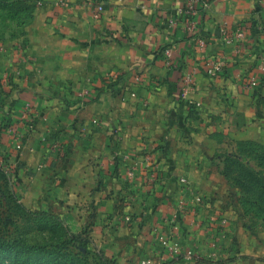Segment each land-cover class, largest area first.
Masks as SVG:
<instances>
[{"label":"crops","instance_id":"1","mask_svg":"<svg viewBox=\"0 0 264 264\" xmlns=\"http://www.w3.org/2000/svg\"><path fill=\"white\" fill-rule=\"evenodd\" d=\"M59 1L36 7L24 36L0 38V128L10 138L1 142L0 164L14 168L18 162L17 188L25 206L72 213L80 206L86 222V204H93L98 214L92 235L104 247L123 236L129 222H164L165 208L181 200L179 192L170 195V187L179 186L178 173L195 181L177 159L198 156L169 150L157 167L160 180L151 183L156 188L145 194L142 179L154 174L138 166L141 157L135 154L149 141L154 107L161 110L160 138L167 142L183 134L177 125L196 120L189 117L196 109L210 117L207 125L215 127L217 119L227 132L241 117L235 137L264 145V0H195L192 15L190 0ZM190 20L195 28L188 29ZM213 61L225 65L218 76L207 72ZM136 71L142 80L128 81L122 93L103 83L106 74L134 79ZM241 76L263 80L259 102L241 88ZM187 78L193 83L184 99L180 91ZM92 95L97 98L84 102ZM30 105L36 108L31 116ZM28 119L34 128L24 139ZM57 141L68 144L64 162L56 161L63 152ZM111 166L120 169L113 177ZM211 166L205 155L196 167L202 180L193 187L203 194L219 188ZM217 176L223 177L219 171ZM122 208L132 213L121 215Z\"/></svg>","mask_w":264,"mask_h":264},{"label":"rangeland","instance_id":"2","mask_svg":"<svg viewBox=\"0 0 264 264\" xmlns=\"http://www.w3.org/2000/svg\"><path fill=\"white\" fill-rule=\"evenodd\" d=\"M47 1L42 0L40 4L37 0H0V38L11 35L24 36L25 26L32 18V8L39 7ZM190 27L189 25L188 29ZM165 53L169 55V51L166 50ZM218 64L221 65L220 71L215 70ZM207 68L209 74L218 76L225 65L221 61H213L207 64ZM118 75L106 74L103 76V83L110 90L109 85L112 83L115 89L122 93L126 90L128 81L139 82L142 79L137 76H143V73L138 71L131 73L134 79L126 78V75ZM252 77L255 76H241V88L244 86L245 89L253 92L256 96L255 101L259 102V82L263 80L256 79L257 86L251 85ZM189 79L192 86V79ZM95 96H90L84 102ZM59 100L62 102L63 97H59ZM257 107L259 109V106ZM35 109L34 105H30L26 113L30 114ZM151 113L150 118L153 121L151 128H153L151 133L145 136L149 141L144 146L140 145L136 148L139 151L135 154V157H141L140 162H137V158L135 163L137 162L139 167L151 168L154 174L150 178L142 179L141 186L145 194L156 188L151 183L160 180L156 176V171L160 170L157 167H160L159 162L166 159L167 152L171 149L181 153L187 151L190 156H198L197 159H177L180 167L187 166L193 171L195 181L202 180L196 167L202 162L203 156H208L212 165L209 167L210 171L215 170L212 174V182L214 188L219 187L218 191L212 192V188L209 187L210 191L207 192L210 194H203L194 189L195 181L187 173H178L179 186H171L170 195L179 192L181 200L178 206L170 205L169 208H165L168 212L161 216L164 222H159L158 226L151 225L145 220L138 224L129 222L121 229L120 235L123 236H119L120 238H117L113 244H111L112 239L107 240L109 243L105 248L101 243H96L92 235L95 217L98 214L93 204H86L89 215V220L86 222H82L84 216L81 214L80 206L74 209V213L63 207L55 211L34 210L32 206L35 205L32 202H29L30 207L24 205L22 199L25 196L21 194V188H17L20 174L16 167L18 162L13 164L14 168L0 164V171L4 174L0 173V240L19 239L25 247L33 248L21 249V254L17 258L4 255V251H1L0 264H142V261L149 258L155 264H262L259 259H264V214L254 205L256 194L255 192L246 194L241 188L237 174L241 168H238L240 169L238 172L231 173V179L226 178L222 173L233 165L232 163L236 166L244 165L253 174L259 172L261 169L259 156L245 154L239 144L252 143L254 154L259 153V147L264 148V145L260 146L259 143L243 141L235 137L234 133L241 128V117L236 116L233 119V131L227 132L221 130L220 127L223 125L217 123V119L213 120L216 122L215 127L207 125L206 121H209L210 117L196 109L189 115L196 120L182 125L183 127L177 125L175 128L178 129L177 131L182 130L183 134L175 136L176 142H167L160 138L162 137V131L159 132L162 130L159 128L161 110L154 107ZM163 115L165 116V113ZM214 117L217 116L214 114ZM27 122L28 130L24 134V139L34 128V120L28 119ZM3 128L5 127L0 128V149L1 142L5 143L10 139L7 133H2ZM57 142L56 145H61L59 151L63 149V152H58L56 161L64 162L68 155L66 148L68 144L64 145L65 141ZM111 170L112 177L120 172L118 166H111ZM242 170L245 168L243 167ZM218 171L223 177L217 176ZM181 178L187 179L186 185L181 183ZM24 191L26 190L22 188V192ZM120 191L123 192L122 189ZM197 197L201 198L200 202L196 200ZM172 202L174 203L173 200ZM121 211L123 214H120L124 216L132 213L129 212L130 209L127 212L125 208ZM133 214L139 216L136 212ZM106 215L105 222L108 223L111 221L110 215ZM134 227L138 229L136 232ZM124 228L131 233L130 237L125 234ZM161 235L167 242L179 247L178 254L169 252L166 246L164 247ZM57 244L60 245L59 248L54 247Z\"/></svg>","mask_w":264,"mask_h":264},{"label":"trees","instance_id":"3","mask_svg":"<svg viewBox=\"0 0 264 264\" xmlns=\"http://www.w3.org/2000/svg\"><path fill=\"white\" fill-rule=\"evenodd\" d=\"M37 1H42V0H37ZM35 5H36V2H35ZM34 9L35 7L32 8V10ZM109 76H114V74L109 73ZM118 76H120V74ZM110 84L111 85L109 86L111 89L115 88L112 83ZM180 94H181V91H180ZM95 98H97V96H95L94 99ZM239 146H242L241 151L244 152L245 154H249V156L253 155L255 157L259 156V168L261 169L256 174H253L244 165L240 166L239 164V166H236V164L234 165V163H232L233 165L229 166V168L225 170L222 174L226 178L231 179V173L234 171L238 172V170H240L238 168H241V171L237 173L239 175V183L241 185V188L244 190L246 194H249V195L252 192H255L256 199L254 201V205L257 207L259 212H262L264 214V148L259 147V153L256 152L254 154L253 152L255 150L253 147L254 145L252 143H240ZM229 160L230 162H232L231 158ZM243 167L245 168V170H242ZM0 173L3 174V172L1 171ZM59 246H60L59 244L54 245L55 248H59ZM21 249L27 250V249H33V248L31 246L28 248L25 247L24 244L19 239L0 240V252L4 251L3 253L4 255H10V257L13 256V258H17L21 254ZM259 262L264 264V259H259Z\"/></svg>","mask_w":264,"mask_h":264},{"label":"built area","instance_id":"4","mask_svg":"<svg viewBox=\"0 0 264 264\" xmlns=\"http://www.w3.org/2000/svg\"><path fill=\"white\" fill-rule=\"evenodd\" d=\"M62 1L63 0H60L59 2L61 3ZM39 3L41 4V1H39ZM195 3H196L195 0H193V1L190 0V2L188 3L189 4V7H188V14L189 15L193 14V12L195 10ZM96 18H98V15H96ZM188 23L191 26L190 28H195L196 27V23L195 22L190 20ZM215 70L216 71H220L221 70V65L220 64L216 65ZM183 82H184V79H183ZM254 82H255V78H252L251 79V83H254ZM182 88H183V89H181L182 90L181 91L182 98H184V99L186 98L187 99L188 93L191 90V83H190V79L189 78L185 79L184 87H182ZM189 102L191 104L194 103L193 101H189ZM56 147L59 149V146H56ZM62 151H63V149H62ZM180 181H181V183H184L185 185L187 183V179H185V178H181ZM196 200L200 202L201 198L197 197ZM161 240L163 242L164 247L166 246V248H167V250L169 252L177 253V254L179 253L178 252L179 251V247L177 245L170 244L169 242H167L163 235H161ZM142 264H155V262L152 259L149 258V259H145L144 261H142Z\"/></svg>","mask_w":264,"mask_h":264}]
</instances>
